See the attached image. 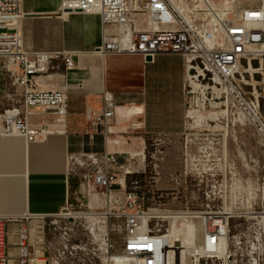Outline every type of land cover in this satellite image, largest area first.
Here are the masks:
<instances>
[{
  "label": "built area",
  "instance_id": "obj_1",
  "mask_svg": "<svg viewBox=\"0 0 264 264\" xmlns=\"http://www.w3.org/2000/svg\"><path fill=\"white\" fill-rule=\"evenodd\" d=\"M201 2L206 6L203 0ZM21 3L22 0H0V59L4 61L10 84L20 88L21 97L19 102L0 109V136L17 134L31 142L44 140L48 134L59 132L65 124L68 107L66 85L55 90H41L36 76L70 70L75 68V63L68 52L23 49L18 24ZM199 10L201 7L193 5L185 14L171 0L60 1L61 12L96 13L100 16L102 37L94 51L101 55L138 54L153 60L158 53L180 54L188 68L184 89L188 107L197 92L204 99L208 95L212 99L224 97L244 116L247 115L246 119L252 123L264 145V112L260 99L257 95L247 96L240 87L241 82H246L248 70H263L264 76V62L256 68H253L252 62L264 56V1L258 7L242 9L233 16L226 12L222 17H216L217 20L210 13V20L205 21L198 16ZM193 81L199 85L198 89L190 84ZM262 81L264 93V77ZM116 106L114 95L103 91L100 108L94 110L87 107L85 110L92 131L102 135L105 148L101 152L69 155L70 169L78 178V193L85 199V202L76 205L79 214L88 218L86 214L98 213L92 211L91 198L94 200L99 194L113 197L116 209L120 207L118 195H122L124 212L110 216L123 219L122 251L111 253L107 249L105 264H122L117 260L120 256L131 260L132 264H162L161 249L164 246L159 243L161 234L149 228L156 208L143 205V194L136 190L138 181L131 182V188L126 183L127 176L143 168L145 149L137 154L127 153L126 159L119 162V154L108 148L119 143L113 129ZM37 113H51L54 120L33 123L30 119ZM90 138L93 139V135ZM224 212H203L207 216L204 223V232L208 236L206 242L212 249L193 256L191 264H207V258L228 257L225 252L231 213ZM254 214L252 228L261 231L260 240L264 245V211ZM59 216L0 214V264H70L65 261L67 241L63 248L53 253L46 249V230L60 222ZM62 216L65 218V214ZM66 218L74 219L73 216ZM96 219L91 222L96 223ZM99 227L103 229L104 225ZM222 237L225 241L223 254L219 252ZM201 259L205 261L202 263Z\"/></svg>",
  "mask_w": 264,
  "mask_h": 264
},
{
  "label": "crops",
  "instance_id": "obj_2",
  "mask_svg": "<svg viewBox=\"0 0 264 264\" xmlns=\"http://www.w3.org/2000/svg\"><path fill=\"white\" fill-rule=\"evenodd\" d=\"M60 1L22 0L18 24L24 50L72 54L75 68L36 76L41 90L66 85L65 124L44 140L0 136V214L55 215L85 202L69 155L104 150L102 135L92 131L85 116L87 107L100 108L103 91L117 102L113 129L119 143L108 148L119 154V162L127 153H141L148 138L181 133L185 121L188 68L180 54L158 53L153 60L138 54L101 55L94 51L102 37L100 16L61 12ZM20 99V88L10 84L0 59V109ZM30 120L49 123L54 116L37 113Z\"/></svg>",
  "mask_w": 264,
  "mask_h": 264
},
{
  "label": "rangeland",
  "instance_id": "obj_3",
  "mask_svg": "<svg viewBox=\"0 0 264 264\" xmlns=\"http://www.w3.org/2000/svg\"><path fill=\"white\" fill-rule=\"evenodd\" d=\"M171 1L185 14L187 9L198 5L201 7L198 16L205 21L210 20L211 14L217 20L226 12L233 16L242 9L258 7L262 3V0H208L209 5L204 6L201 0ZM252 62L253 68L259 67L264 56ZM255 71L246 72V82H241L240 87L247 96H258L264 112L263 70ZM190 105L188 107L185 97V121L181 133L148 138L144 166L134 173L142 175L136 190L143 194V205L156 208L149 228L165 234L169 223L165 212L226 211L231 213L225 252L228 257L207 258V264H264L261 231H256V227L253 230L252 216L255 214H251L264 211V145L261 137L252 123L224 97L212 99L208 95L204 99L197 92ZM118 197L120 207L116 209L113 197L99 194L94 200L91 198L92 211L106 213V218L98 217L94 224L92 219L79 214L77 205L63 209L58 226H49L46 230L47 251L53 253L63 248L67 241L65 261L70 264H105L107 249L111 253H120L123 219L110 217L124 212L123 197ZM187 215L177 221L179 227L183 220L191 223L198 220V217L188 218ZM70 216L74 219L66 218ZM101 225H104L103 229H100ZM104 233L108 235L103 236ZM190 260L192 258L187 255L186 263Z\"/></svg>",
  "mask_w": 264,
  "mask_h": 264
},
{
  "label": "bare ground",
  "instance_id": "obj_4",
  "mask_svg": "<svg viewBox=\"0 0 264 264\" xmlns=\"http://www.w3.org/2000/svg\"><path fill=\"white\" fill-rule=\"evenodd\" d=\"M206 5H209L208 0H203ZM176 5V4H175ZM194 89H198L199 85L193 81L190 82ZM202 102H199L201 106ZM202 107V106H201ZM199 108V107H198ZM247 116V115H245ZM169 220L168 229L165 234L159 236V243L164 246V249H161L162 255V264H191L192 260L189 263H186L187 255H190V258L196 256L200 253H206L208 250H211V245H208L206 238L208 237L204 232V223L207 219L206 213L203 212H186L188 218H196V222L184 221L180 222V227L177 225V221L180 218L186 216L185 213L181 212H165ZM224 213H227L226 211ZM255 212H251L254 214ZM60 214V213H59ZM62 214V213H61ZM87 217L91 220H95L98 216L105 217L106 213H90L86 214ZM158 216V215H157ZM202 233V238L199 239L200 234ZM199 241L201 244H199ZM225 242L222 237L219 241V252L224 253ZM117 260L122 264H132L131 260L126 259L125 257H117Z\"/></svg>",
  "mask_w": 264,
  "mask_h": 264
},
{
  "label": "trees",
  "instance_id": "obj_5",
  "mask_svg": "<svg viewBox=\"0 0 264 264\" xmlns=\"http://www.w3.org/2000/svg\"><path fill=\"white\" fill-rule=\"evenodd\" d=\"M142 175L141 174H134V175H129L126 177V183H127V186L129 183L133 182V181H140ZM130 178H134L135 180H130Z\"/></svg>",
  "mask_w": 264,
  "mask_h": 264
},
{
  "label": "water",
  "instance_id": "obj_6",
  "mask_svg": "<svg viewBox=\"0 0 264 264\" xmlns=\"http://www.w3.org/2000/svg\"><path fill=\"white\" fill-rule=\"evenodd\" d=\"M146 60H150V57H146Z\"/></svg>",
  "mask_w": 264,
  "mask_h": 264
}]
</instances>
